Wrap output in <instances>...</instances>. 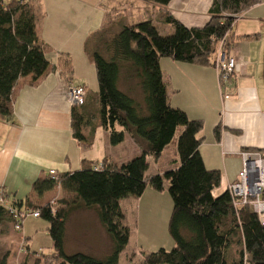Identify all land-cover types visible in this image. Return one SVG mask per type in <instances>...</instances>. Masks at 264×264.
<instances>
[{
  "label": "trees",
  "instance_id": "16d2710c",
  "mask_svg": "<svg viewBox=\"0 0 264 264\" xmlns=\"http://www.w3.org/2000/svg\"><path fill=\"white\" fill-rule=\"evenodd\" d=\"M148 1L167 6L171 0ZM253 4V0H212L209 20L201 28H187L163 12L162 21L172 33L162 34L151 21H143L124 26L118 33L105 35L108 27L93 36L96 108L92 104L86 106V102L72 108L73 136L80 139L83 127L97 117L111 146H118L129 137L141 154L121 165L104 158L99 169L95 162H83L78 171L36 180L32 189L37 196L57 186L74 195L72 202L57 198L55 214L51 213V203L38 206L29 199L23 202L11 197L12 208L18 212L38 211L39 218L48 222L52 253L40 258L26 252L25 239L22 250L21 246L12 249L21 243L18 241L11 244L10 251L0 253V264H9L11 256L12 264H118L129 236L120 202L141 197L147 187L162 192L165 183L172 201L168 233L174 246L169 251L159 249L143 254L139 264H264V226L250 207L234 208L227 189L213 196L220 187L221 173L208 170L199 153L204 123L190 120L171 106L159 65L161 59H170L214 68L219 41L229 32L234 17ZM38 20L35 0H0V120L4 122L12 116L19 81L27 77L36 81L51 67L43 56L45 46L36 31ZM257 38L246 35L235 40ZM56 68L72 83L69 56L59 55ZM214 134L218 140V127ZM170 144L175 146L177 167L161 175L147 174V158L157 160ZM258 153L264 157L263 151ZM80 209L93 210L111 238L112 251L107 257L65 254L67 220L73 210ZM16 222L11 211L0 206V233L6 234L8 226L15 230Z\"/></svg>",
  "mask_w": 264,
  "mask_h": 264
},
{
  "label": "crops",
  "instance_id": "0c3cea01",
  "mask_svg": "<svg viewBox=\"0 0 264 264\" xmlns=\"http://www.w3.org/2000/svg\"><path fill=\"white\" fill-rule=\"evenodd\" d=\"M253 1L249 9L234 17L228 32V50L238 64L230 83L221 85L213 67L170 59H161L159 63L171 106L183 111L190 120L204 123L201 133L204 140L199 153L208 170L220 171L222 191L237 181L242 166L241 152H264V0ZM211 2L171 0L167 6H161L148 0H35L39 14L36 31L45 46L43 56L51 67L36 81L30 77L19 81L14 91L12 116L7 122L0 120L3 125L0 124V129L4 132L0 143V188L18 201L29 199L38 206L50 204L57 198L72 202L74 195L58 186L37 196L33 183L47 178L49 171H55L57 176L78 171L83 162H95L96 167H101L104 158L121 165L138 157L141 151L129 137H125L122 144L111 146L97 117L83 127L80 139L74 138L72 108L66 101L67 87L70 84L85 87L86 106L92 104L96 108L92 88L97 79L90 46L96 33L117 24L123 14H134L125 26L151 21L160 30L165 25L162 13L167 12L187 28H201L209 20ZM166 29V33L170 31ZM246 35L258 38L256 41L235 40ZM61 54L71 59L70 84L56 68ZM216 127L220 134L218 140L214 134ZM152 160L147 158L148 164ZM155 174L163 173L157 170ZM148 189L139 198L122 200L120 206L133 203L137 209ZM88 211L78 210L71 232L66 226L65 242L71 237L73 243L89 245L86 252L80 244H75L73 254L84 253L103 259L110 255L112 241L96 213L88 215ZM87 218L92 225L80 223V219ZM22 235L19 242L22 237L27 242L31 236ZM32 236L34 241L35 236ZM13 243L18 242L10 239L9 246L5 243V251H10Z\"/></svg>",
  "mask_w": 264,
  "mask_h": 264
},
{
  "label": "rangeland",
  "instance_id": "374dc122",
  "mask_svg": "<svg viewBox=\"0 0 264 264\" xmlns=\"http://www.w3.org/2000/svg\"><path fill=\"white\" fill-rule=\"evenodd\" d=\"M32 4L35 5L33 2ZM133 16L134 14L129 12L123 14L122 17L118 18L117 24L111 25L109 29L104 31L106 32L105 35L120 32L122 28L126 25L125 23L127 19ZM166 28L170 30L167 33ZM160 32L162 34H169L172 33V29L169 25L165 24L164 27H160ZM93 42L94 41H92L90 48L94 46V43H96ZM91 49L93 50V48ZM94 85L95 86L92 88V92L96 93L98 91L97 82ZM93 93L91 94L92 96ZM3 135L4 132L1 128L0 143L2 141ZM177 163L178 156H176L175 154L174 144H170L163 150L161 156L156 161L152 160L148 164V174H155L157 173V170L162 171V173L169 170H173L175 167H177ZM147 192L150 195H147L148 193H146L141 203V206L139 207L138 204L137 209L135 208L136 204L133 205V203H131L129 206L127 205V203H125L121 207V210L124 216L126 217L123 221V225L128 228L129 236L125 250L119 255L118 264H139L143 254L155 252L159 249H165L169 251L174 246V242L168 233V222L172 210V201L168 193V185L165 183L164 190L162 192H154L150 189V187ZM221 193L222 190L219 187L214 191L213 196L217 197ZM77 213L78 210H73L67 220L66 226L68 227V229H70L69 232H71L72 230L71 225L74 223ZM88 215H93V210H89ZM80 223H88L92 225V221L90 220V218H87L85 220L80 219ZM21 228L22 232L18 233L14 230V228L8 226V231L6 234L0 233L1 255L5 252V243H7V246H9L8 242L10 241V239H13L14 241L18 242L20 237L23 236L22 234H24V236L26 234H31V236H35L34 241L32 239L33 236H28V248L26 249V252L30 254H38L40 258H42L43 256L50 255L52 253L51 239L47 230L48 222L46 220L42 218L33 219L31 217H28L22 221ZM64 243L66 244H64L65 254L70 253L72 251V254L69 255H73L75 244H80V248L83 251L89 252V245H86L84 243H73L71 237H67L66 242ZM17 246H13L12 249H19L20 244ZM230 252H232V249ZM8 262L9 264H12L13 256L9 257Z\"/></svg>",
  "mask_w": 264,
  "mask_h": 264
},
{
  "label": "built area",
  "instance_id": "2783aa9c",
  "mask_svg": "<svg viewBox=\"0 0 264 264\" xmlns=\"http://www.w3.org/2000/svg\"><path fill=\"white\" fill-rule=\"evenodd\" d=\"M29 1V0H23ZM228 33L219 41L216 51L214 69L221 85L230 83L232 76L237 72L238 64L227 46ZM87 90L83 86L70 84L66 90V101L71 108L84 105ZM241 170L237 181L228 184L227 191L233 201L234 208L241 206L250 207L257 216L261 225L264 226V157L254 151H244L240 154ZM100 168V167H96ZM49 177H57L55 171H49ZM55 201L51 202V213L55 214ZM0 206L10 210L17 221L15 231L22 232V221L28 217L37 219L38 211L25 210L18 212L11 207V196L0 188ZM25 238H21V250L25 245Z\"/></svg>",
  "mask_w": 264,
  "mask_h": 264
}]
</instances>
